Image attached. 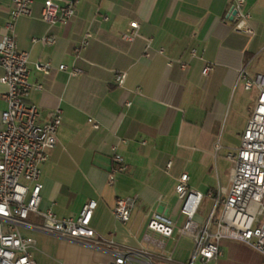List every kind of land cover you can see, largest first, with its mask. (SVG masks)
<instances>
[{"label":"crops","instance_id":"1","mask_svg":"<svg viewBox=\"0 0 264 264\" xmlns=\"http://www.w3.org/2000/svg\"><path fill=\"white\" fill-rule=\"evenodd\" d=\"M44 1L33 0L32 15L21 16L15 26L19 48L29 53V101L39 108L42 121L57 108L63 111L57 145L41 167V207L64 218L79 215L84 204L96 200L92 228L118 248L148 252L132 264L144 259L188 264L192 239L177 232L164 238L150 233L147 223L155 211L178 224L184 221L176 192L182 173L189 175L194 191L228 189L233 167L228 154L239 148L252 109L239 71L248 65L250 75L264 74L255 66L264 56V0H246L252 37L233 29L235 0H78V15L68 25L46 23ZM52 1L64 5L68 0ZM11 6L0 0V42ZM132 21L140 23L141 37L127 42L121 35ZM86 33L91 34L89 44L77 58L74 49ZM46 34L56 38L54 45L32 42ZM147 39L152 40L149 58L144 56ZM46 62L49 74L36 68ZM206 62L214 68L204 76ZM62 64L67 70L59 69ZM73 67L81 70L76 76L69 73ZM3 73L0 66V77ZM5 89L0 82V114L6 109ZM233 133L239 136L237 144ZM113 147L128 169L113 174L110 183ZM224 158L232 163L229 170ZM118 197L137 199L127 223L114 217ZM45 235L59 244L51 247L34 238L37 264L115 260V247ZM221 249L222 256L211 264H264L263 254L241 242L223 240Z\"/></svg>","mask_w":264,"mask_h":264},{"label":"built area","instance_id":"2","mask_svg":"<svg viewBox=\"0 0 264 264\" xmlns=\"http://www.w3.org/2000/svg\"><path fill=\"white\" fill-rule=\"evenodd\" d=\"M11 9L4 25L0 42V66L4 73L0 82L5 86L3 99L6 109L0 114V264H37L32 248L35 239L23 233L34 230L72 241L117 248L113 264H132L134 259L147 256L146 251L118 248L113 239L99 235L91 226L97 201L90 200L82 207L79 215L59 218L51 208H42L41 167L48 161L56 147L58 130L62 124L63 111L57 108L51 116L41 120L39 108L29 101L32 84L29 69V53L19 48L15 38V26L21 16L32 15L33 0H9ZM78 0H68L64 5L45 0L42 19L51 25H64L78 15ZM246 0H235L231 9L233 29L249 37L255 32L251 25L252 15L246 9ZM234 13V14H233ZM140 23L132 21L121 37L134 42L141 37ZM90 33H86L74 52L77 58L89 44ZM54 45L53 35L33 37L32 42ZM144 56H151V39H147ZM160 53L163 49L159 50ZM193 56L196 49L191 50ZM203 59V57H201ZM182 67L185 64L181 63ZM248 65L239 71L238 81L246 90H258L255 105L250 111L242 133L239 148L228 154L233 162L229 187L226 191L202 193L190 188L189 175L182 173L176 185L180 201V214L184 221L178 224L170 216L153 212L147 223L150 233L171 238L174 232L192 239L193 251L188 264H211L222 256L221 242H241L264 255V74L250 75ZM37 70L49 74L50 62L37 63ZM62 64L59 69L67 70ZM214 68L206 62L202 74L207 76ZM81 72L73 67L69 73L76 76ZM117 75V80H122ZM42 89L41 84H37ZM91 121V120H90ZM94 128H98L94 124ZM113 150V161L109 182L113 174L126 172L124 158ZM171 164H169L170 166ZM225 192V195H222ZM205 198L212 199V208L206 218H200V207ZM136 197H118L113 214L116 220L127 223L136 205ZM34 215L38 221H29ZM171 260V257L169 258ZM142 264H154L144 259Z\"/></svg>","mask_w":264,"mask_h":264},{"label":"rangeland","instance_id":"3","mask_svg":"<svg viewBox=\"0 0 264 264\" xmlns=\"http://www.w3.org/2000/svg\"><path fill=\"white\" fill-rule=\"evenodd\" d=\"M255 66L258 67L261 71H264V56H262L261 60ZM240 83H241L240 87L243 88V83L242 82H240ZM246 95L248 98V100H247V98L245 97L246 100L249 101V103L252 104V107H253L255 105V102H256V99L258 96V90L256 89V87H254L252 90L246 92ZM229 135H230V132L226 128L224 136L228 137ZM231 136H232L231 140L233 141V144H237L239 142V136L236 135V133H233ZM217 147L219 148V145H217ZM224 165H225V168L229 170L230 167L232 166V163H230L226 158H224ZM211 208H212V202L210 200H208L207 198H205L201 207H200L199 215L203 218H206L207 215L209 214V211L211 210ZM31 220H33V217L30 215L29 221H31ZM28 235H31L33 238H39L41 243L47 244L51 247H56V245H57V247H58L59 242L57 240H54L52 237H50L48 235L35 234V233H28ZM41 250H43V249H41Z\"/></svg>","mask_w":264,"mask_h":264},{"label":"water","instance_id":"4","mask_svg":"<svg viewBox=\"0 0 264 264\" xmlns=\"http://www.w3.org/2000/svg\"><path fill=\"white\" fill-rule=\"evenodd\" d=\"M234 14V13H233Z\"/></svg>","mask_w":264,"mask_h":264}]
</instances>
